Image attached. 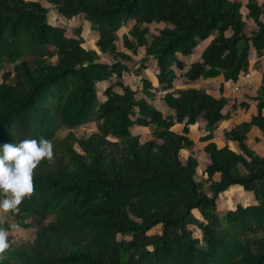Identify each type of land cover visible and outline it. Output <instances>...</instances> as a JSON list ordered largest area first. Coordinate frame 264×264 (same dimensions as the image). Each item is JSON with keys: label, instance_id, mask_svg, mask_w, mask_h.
Wrapping results in <instances>:
<instances>
[{"label": "trees", "instance_id": "obj_1", "mask_svg": "<svg viewBox=\"0 0 264 264\" xmlns=\"http://www.w3.org/2000/svg\"><path fill=\"white\" fill-rule=\"evenodd\" d=\"M241 8L231 0H0V72L14 66L0 84V143L52 142L69 131L38 164L33 192L17 206L16 217L36 237L22 244L9 237L0 264H264V157L246 143L252 126L264 132V100L251 122L225 134L241 153L205 147L209 164L199 181L190 127L206 121L202 141L211 140L228 101L203 89L170 93L201 42L211 39L184 73L191 83L237 82L249 71L251 50L264 55V5L249 1L250 33ZM51 10L84 18L111 62L84 47L80 28L68 36L52 25ZM130 24L123 47L142 56L141 76L153 62L157 86L145 77L141 90L125 83L135 61L117 42ZM155 25L162 27L152 32ZM159 93L171 115L154 105ZM86 124L94 131L78 137L73 131ZM183 150L191 151L185 162ZM234 186L257 204L220 212L219 196Z\"/></svg>", "mask_w": 264, "mask_h": 264}, {"label": "crops", "instance_id": "obj_2", "mask_svg": "<svg viewBox=\"0 0 264 264\" xmlns=\"http://www.w3.org/2000/svg\"><path fill=\"white\" fill-rule=\"evenodd\" d=\"M231 1H236L241 3L242 5L241 12L244 15L245 21L248 25L247 32L250 33L251 31L255 30L256 27L253 21L247 19V15L249 13L247 5L250 0H231ZM254 1H256L260 6L264 5V0H254ZM130 25L132 27V24ZM154 27L160 28V25H155ZM156 28L154 32H156ZM152 29L153 28H151V31ZM210 42L211 39L201 42L195 49L193 55L183 59L185 63H187L186 71L189 69L192 63L200 59L203 51L210 44ZM94 50L98 52L96 45ZM120 51L130 54V56L133 58L135 62H136L135 59L140 57L139 63L141 65L142 56L133 55L125 48L124 50H120ZM98 53L101 56L102 62H106V63L111 62L109 56L103 55L100 52ZM133 68L131 67L130 72L125 74L133 75L132 74ZM141 71L143 72V75L141 76L140 74H138L140 76L139 79L141 81L142 78L145 77L151 80L154 86L158 85V80L156 77L155 69L153 67V62L148 61L146 63V68L143 70L141 69ZM185 72H180V73L178 72L177 79L174 82V87L173 89L170 90V93H176L180 90L183 89L185 90L189 88L203 89L217 98L223 97L226 98L228 101V104L223 112L225 116L212 131L211 140L202 141V138L209 135L206 121L200 119L195 125H192L190 127V133L188 136L195 143L193 148V152H194L193 154L197 157L199 163L198 175H199V171H202L201 172L202 175L203 171L209 164V158L205 152V147L209 143H213L217 145L218 148H223L225 146H228L235 153L238 154L241 153L239 143L237 141L228 140L225 134L226 132H230L232 129L236 128L237 126H239L244 122H251L253 117L258 115L259 103L261 100H264V55L259 57L256 50L252 49L249 56V71L248 73L243 74L237 82H227L224 80L222 76H219L214 79H200L199 81L191 83L184 77ZM134 77L138 78L137 76ZM124 78L126 85L130 86L132 89L134 90L142 89V82L140 87L134 88L130 84H128L125 76ZM159 96H161V93H159L156 98L157 100H160L162 102L161 111L165 115H171L172 112L164 105L163 101L159 98ZM262 114L264 116V108L262 110ZM137 128L139 127H136L135 129ZM135 129H134V134H136ZM183 130H184V124H177L174 127V131L179 134H182ZM246 143L249 146V148H251L257 155L264 157V132L259 127L257 126L251 127V129L247 133ZM190 154L191 151L183 150L181 152V160L185 162ZM219 180H220V174H216L215 181H219ZM225 200L232 201L234 203V206L227 209L223 207L221 208L220 203ZM239 204L242 206H251V205H256L257 202L255 200L253 193L246 192L240 186H234L230 188L227 192L221 194L217 200V206L220 212L234 210L236 206Z\"/></svg>", "mask_w": 264, "mask_h": 264}, {"label": "clouds", "instance_id": "obj_3", "mask_svg": "<svg viewBox=\"0 0 264 264\" xmlns=\"http://www.w3.org/2000/svg\"><path fill=\"white\" fill-rule=\"evenodd\" d=\"M53 155L51 142L41 137L18 143H0V210H15L33 192V173L44 158ZM12 229L17 225L11 224ZM8 231L0 228V253L9 247Z\"/></svg>", "mask_w": 264, "mask_h": 264}, {"label": "rangeland", "instance_id": "obj_4", "mask_svg": "<svg viewBox=\"0 0 264 264\" xmlns=\"http://www.w3.org/2000/svg\"><path fill=\"white\" fill-rule=\"evenodd\" d=\"M49 20L50 23L54 26H62L67 30V34L68 36H76V30L80 28L81 30V34L82 37L84 38V47L88 48V49H95V39L97 38V33L92 31L90 28V24L84 19V18H74L72 20H67L66 18L56 14L53 10H51L50 14H49ZM162 27V25H160V28ZM131 28V25L124 27V29L122 28L119 32V40L117 42V46L119 48V50H124L123 48V35L126 34L129 29ZM156 27H153L152 32H154ZM156 30H158L156 28ZM135 65L134 63L130 65V67H134L132 69V74L133 75H126V81L128 82V84H130L132 87L137 88L141 86V80L139 79V75H138V70L140 68V57L135 59ZM10 68H14V66H9L8 64L4 65L3 70L0 72V84L2 83L3 79H2V74L4 72H6L7 70H10ZM151 74V73H150ZM134 76H137L138 78H135ZM108 85V83H102V84H98V95L100 97V100L103 98V90L106 88V86ZM141 90V89H139ZM144 94L142 93L140 96H143ZM154 105L161 110V106H162V102L160 100L155 99L154 101ZM94 126L90 125V124H86V125H82L78 128H76L73 132L78 136V137H87L89 136L93 131H94ZM135 132L137 135H141L143 138H148L149 136V132L142 130V129H135ZM69 133V131L62 129L59 131V133L57 134L56 138L51 142L52 147L56 146L58 141L61 140L62 138H64L67 134ZM76 148L79 150V148L76 146ZM202 171H199V175H198V180L202 181V175H201ZM233 200V199H232ZM221 208H230L234 206V203L232 201H222L220 203ZM16 210H9V211H0V224L3 225H7V228L5 230L8 231V242H9V237L14 238L13 240H17L16 244H22V242H27V241H33V239L36 237V233L32 228H28L25 229L23 227V224L21 223V221H19V219L16 217L15 213ZM196 216L198 218L200 217V214L198 212L195 213ZM30 220L27 219L25 221V223H29ZM11 224H15L17 225L16 229H12L10 227ZM193 230V236L198 238L201 236L200 231H198L194 226L190 227ZM22 238V239H21ZM10 245V243H8Z\"/></svg>", "mask_w": 264, "mask_h": 264}]
</instances>
